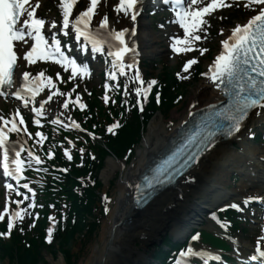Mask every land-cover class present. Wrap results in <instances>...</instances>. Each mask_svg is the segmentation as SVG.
<instances>
[{
  "label": "snow or ice",
  "instance_id": "6c2138e0",
  "mask_svg": "<svg viewBox=\"0 0 264 264\" xmlns=\"http://www.w3.org/2000/svg\"><path fill=\"white\" fill-rule=\"evenodd\" d=\"M100 0H90L89 6L80 11L75 17H73V9L78 3V0H60L59 8L62 13L61 26L57 28L55 20L46 21L44 18L36 15V9L39 7V0H36L35 4L30 3V0H0V96L7 98L10 94L15 96L18 100L23 102L25 107L29 104L32 105V111L36 114L34 123L39 125L41 123L39 117L45 114V105L53 99L57 94L65 95L60 92L56 84L53 82L52 77L45 76L44 71H41L37 75H33L28 71H23L21 75V86L15 91L9 92L15 83L16 71L19 69L18 64V52L17 46L21 49L24 46L29 45V41H33L28 47V50L20 53L19 59H23L28 65L35 64L36 61H54L64 67L65 71L71 69L72 75L69 79H74L76 76L87 77L90 75L91 69L89 65L84 63H78L77 60L66 54V49L71 48V44L62 46L61 40L58 38L60 33H63L65 37L69 35L71 29L74 40L80 42V48L82 51H86L90 46L93 53H103L106 57H111L110 70L106 73L109 79H116L117 73L125 74L126 69L135 68V75L131 76L130 80L139 81L141 87L135 88V93L138 97V103L140 111H143V103L139 98L142 96L147 98L152 86L157 84L156 80L148 82L147 87H142L144 81L141 78L140 71L137 67V61L135 59L137 49L130 47L127 36L135 35L136 28L135 23L137 17L143 11V0H119L115 11L119 14L123 12L125 17H130L133 24L132 28L124 27L121 30H117L111 27L109 24V18L107 14L98 21L95 27L92 26L93 17L96 14V8ZM164 5H169L174 12L175 19L173 23H177L180 28L183 29V37L174 36L172 49L177 52H189L194 49V42L205 39L200 32L203 30V26L208 24L205 17L218 8L230 6L225 3V0H210L205 6H201L204 0H162ZM255 5L258 7V14L253 15L245 24H237L231 30V35L222 41L223 49L219 55L215 57L214 62L209 66L208 71L202 73L207 76L211 82H213L215 88L227 97V102L221 111L211 114L208 118L209 124L204 125L203 129H197L190 133H185L179 137L178 143L171 154L156 168V175L152 180L148 182L147 188H154L158 184L169 182L172 177L169 174L168 168L175 158L183 153L192 145H203L200 150L187 157L185 164L189 161H199L203 152L209 150L215 146L216 134L219 129L215 131L211 127V122L216 117H223L228 123V127L224 129V134L227 136H233L241 131V128L245 126V122L249 119L253 110H257L255 114L260 116L264 112V0H248L247 6ZM119 19V15H118ZM46 23L48 24L49 31L52 33L50 37H46L44 29ZM163 27V25H161ZM223 29H221V34ZM49 39L51 43H49ZM107 49V51H106ZM200 54L203 55L207 49H199ZM128 54H132L133 60L131 63L126 61ZM197 59H189L184 64V71L188 72L192 65L196 64ZM180 75L179 73L177 74ZM59 76V73H57ZM186 79L187 77H181ZM107 88L108 85L106 84ZM127 87V86H125ZM45 88L51 89L50 94L47 95L46 100L40 99L37 101V97ZM75 89H73L74 91ZM71 96V93H68ZM105 101L108 100V96L105 95ZM157 101L159 102V93H157ZM80 102V96H76L74 103ZM39 103V107L36 104ZM69 101L65 100L63 108L68 109ZM81 109L85 107L83 103H80ZM214 107V105H210ZM16 116H19V110L13 115L11 120L5 119L0 116V121L3 124L0 125V156H2V170L5 177L14 179L18 184L22 179L25 167H31L32 165V153L29 152L30 159L25 161L21 158V153L24 151L22 145H18L16 142H12L9 139L11 132L20 131L16 123ZM70 119V118H69ZM62 121L59 120V116L53 123ZM20 124H24L23 117H20ZM9 125H11L9 127ZM73 125L79 128L80 125L73 121ZM119 126L118 122L109 126L108 131L113 132V129ZM27 131L25 127L23 129ZM41 140L44 139L43 135ZM95 138V137H94ZM83 149H80L83 154ZM65 154L68 159H71L70 154L65 150ZM49 155H53L49 153ZM94 159V157H93ZM36 163H41L39 157H35ZM168 165V167H165ZM46 171V169H45ZM66 172L67 169H61ZM7 190L17 191L14 189V184L7 182L5 184ZM139 185L137 188L139 189ZM23 188L29 189V184H23ZM32 191V203L29 207L35 206L34 196ZM25 199L28 197L25 195ZM139 200H146L145 195L138 196ZM254 200H264L262 196H248L243 199L242 203L245 206L251 204ZM17 205L23 203V201H16ZM234 208L237 211H242L240 204L233 202L232 204L225 205L221 211L227 208ZM25 209H19L9 214L8 231L0 232V236H10L11 230L14 227V221L19 218L23 219L22 213ZM107 212L108 209L106 208ZM38 218V213L36 214ZM212 218L216 220L221 227L226 228L228 225L221 221L216 213H212ZM3 219V214L0 213V220ZM52 220V217H49ZM23 231V229H21ZM54 228L49 227L47 230V241L51 242L52 233ZM199 239V233H196L192 240ZM204 249H194L191 244L186 250L180 253L182 260H178L177 264H189L190 259L198 258L205 254ZM260 257H264V249L259 252ZM216 259H221L218 255ZM252 260H257L258 257L253 255ZM203 264H207L206 260Z\"/></svg>",
  "mask_w": 264,
  "mask_h": 264
},
{
  "label": "bare ground",
  "instance_id": "6f19581e",
  "mask_svg": "<svg viewBox=\"0 0 264 264\" xmlns=\"http://www.w3.org/2000/svg\"><path fill=\"white\" fill-rule=\"evenodd\" d=\"M118 15L111 20L114 27H118L117 24L123 27L133 25L128 17L121 13ZM139 39L141 44L147 47L155 41L146 23H142ZM222 99L220 90L215 88L209 78H206L195 92L191 100L194 105L189 110L195 117H198V110ZM262 114L257 116L252 113L248 121H257L261 119ZM191 117L187 113L177 126L170 129L166 127L159 113H156L149 121L144 149L139 150L138 160L133 166L128 170H123L124 177L118 185L120 192L118 202L115 207L111 208L103 223L100 244L93 249L85 264H141L146 259V255L141 252L140 247L146 249L149 241L161 238V234L168 230L176 236L182 235L204 219L203 208L210 210L218 204H224L225 200L230 198L231 191L225 186L226 176L232 169H240L245 178L239 189L235 190L238 198L241 196L244 199L250 196L247 195L250 189L256 190L264 197V166L260 163V158L254 156L253 146L248 142H242L244 147L238 151L231 149L232 141H220L202 157L191 169L189 175L175 188L166 190L156 198L152 197L151 199H155L144 210L137 206L135 186L141 176L148 171L157 158L165 153L172 139L178 136L183 122L190 121ZM106 162L103 176L108 179L107 183H109V178L117 169H122V165L113 158L107 159ZM191 177L196 178L194 183L187 182ZM191 200L195 205L190 203ZM138 243L142 246H138ZM234 246L244 260L248 259L247 254H252L248 243L234 242ZM40 259L46 261V256L45 258L40 257L39 261Z\"/></svg>",
  "mask_w": 264,
  "mask_h": 264
},
{
  "label": "trees",
  "instance_id": "16d2710c",
  "mask_svg": "<svg viewBox=\"0 0 264 264\" xmlns=\"http://www.w3.org/2000/svg\"><path fill=\"white\" fill-rule=\"evenodd\" d=\"M164 105H166L165 107L167 109H171L170 103ZM155 110L156 106H154V104L152 103L149 109H147L144 114V120L136 111L132 115L131 120L126 123V126L123 127V129H121L116 136L107 137V139L109 138V149L98 146V148L100 147V154L99 158L97 159L98 164H95V162H91L92 164H89V167H92L94 165V167L97 168L96 173H91L94 175L93 178L96 181V186H92L91 184V186L87 187L83 191L82 196H79L72 190L73 185H75L77 182L74 179H69L67 181L66 191L68 192V196L72 201L73 211L76 212L77 219L73 220L68 226L67 230L63 234H61V241L59 244L60 247L55 248V246H52V248L54 250L56 249V251L61 250L65 252V254L68 256V260L72 256V254L70 253L72 247L71 245L75 240L76 235H81L82 233H84L85 229L88 230V232H91L96 227L97 217L96 215H94L93 205L95 200L99 198V194L96 189L102 186V183L98 180L97 171L101 168L105 156L109 154V152L124 155L129 147L139 142L142 137V129ZM103 115L105 118L110 117V115H107L106 112H104ZM88 170L93 172V168H85L80 174H86ZM91 219L93 220L92 223L90 222ZM164 243L168 244L169 246L175 245V243L169 237H166L164 239ZM44 248L45 247L41 245L40 247H37L36 251H33L21 250L20 248L16 247L15 251H11L12 255L8 254L7 251L4 252V255L8 256L10 260L14 262V264L15 262L16 264H39V258L42 256H44L45 258L44 251L46 250H44ZM156 249V253L154 254V257L156 259L160 260L165 255H167V250H165L162 245L157 246Z\"/></svg>",
  "mask_w": 264,
  "mask_h": 264
},
{
  "label": "rangeland",
  "instance_id": "374dc122",
  "mask_svg": "<svg viewBox=\"0 0 264 264\" xmlns=\"http://www.w3.org/2000/svg\"><path fill=\"white\" fill-rule=\"evenodd\" d=\"M241 13H242V15H241L240 18L239 17L237 18L238 20H235V21L224 20V21L227 24H229V25L230 24L232 25L236 21L242 22L248 16V14H243L242 11L240 12V14ZM217 21L220 22L219 19ZM145 22H148V20H145ZM155 36L157 37V39L151 45L152 47H147V46L144 47V50L146 52H148V55H147L146 61H145L146 63H148L146 71L151 76H156L157 74L160 73V71L162 69L161 64L155 62L156 59H161L168 66L177 64V60L176 59H171L166 54V48L164 46V37H165L164 36V32H160V33L156 34ZM212 36H213V38L209 39V41L211 43L210 46H211V48L212 47L216 48L217 45H218L219 38L221 36L218 35L217 33H214ZM152 49H154V53H153ZM207 60H209V59H207ZM146 63H145V65H146ZM202 81H204L203 78H201L199 81L193 83L189 87V90H188L187 95L184 98V100L178 106H176L174 109L170 110L169 112H166L164 115L159 113V116H161L163 118V120L165 121V125H166V127L168 129H170V128L174 127V126H177L178 123L180 122V120L186 115L187 109H188V105L191 102L195 92L198 90V87L200 86V83ZM97 84H98V78H96V75H95L93 77V80L91 82H89L87 86H88V88H91L94 85L97 86ZM84 85H86V84H84ZM145 135H144V139H145ZM140 149H144V140H143L142 144L140 145V147L137 149L136 155H134V159L132 160V162L130 164H128V165H125L122 169H117L115 171V173L109 178V183H107L108 179L103 176V170H102L101 178L103 179V182L105 184L103 189H102V191H106V189H107L111 193L110 196L113 197V202L111 203V208L113 206L115 207L117 202H118V196H119V193H120L119 190H118V185L122 181V178L124 177L123 170L124 169L128 170L130 167L133 166L134 162L138 160L139 150ZM107 159L109 160V158H107ZM114 160H116V159H114ZM116 161L120 165L124 164L121 161H118V160H116ZM106 164H107V162L105 163V166H106ZM241 181L242 180H240L235 185V187H239ZM1 199H2V194L0 193V205H1ZM190 203L192 204L193 201L191 200ZM107 217L108 216L104 217V220L102 222V225H101L97 235L92 236L90 238H84V239L79 240V241H78V239H76V242L74 244V249H73L74 252H76L77 256H78L76 264H85L86 260L92 254L93 249L98 244H100V242H101L100 239H101V235H102V231H103V223L107 219ZM208 239H209V236H206V240H208ZM150 244L151 243L148 242V244L146 245L147 249H144L143 247H140V250L142 252H144L145 255H146V259L142 262V264H145L146 262L149 261L148 257H149V254H150L149 253L150 247L148 245H150ZM137 245L138 246H142L141 243H138ZM56 248H58V247H56ZM58 251H56L55 254L54 253L52 254L50 251H44L45 256H46V261L44 259H40L41 262H39V264H70L69 263L70 259L68 260V262H66L65 259L68 258V257L58 253ZM72 257H74V256H72ZM1 264H12V263L9 262L8 259L7 260L5 259V260L1 261ZM15 264H16V262H15Z\"/></svg>",
  "mask_w": 264,
  "mask_h": 264
}]
</instances>
